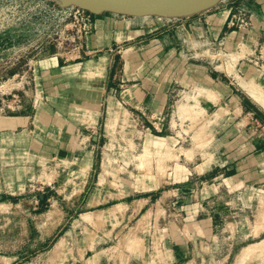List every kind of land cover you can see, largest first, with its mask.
Instances as JSON below:
<instances>
[{"label":"rangeland","instance_id":"374dc122","mask_svg":"<svg viewBox=\"0 0 264 264\" xmlns=\"http://www.w3.org/2000/svg\"><path fill=\"white\" fill-rule=\"evenodd\" d=\"M233 1L22 25L28 58L0 61V120L27 118L0 140V264H264V0ZM96 82L97 122L75 94Z\"/></svg>","mask_w":264,"mask_h":264},{"label":"built area","instance_id":"2783aa9c","mask_svg":"<svg viewBox=\"0 0 264 264\" xmlns=\"http://www.w3.org/2000/svg\"><path fill=\"white\" fill-rule=\"evenodd\" d=\"M36 13L60 22L74 18L84 27L97 17L78 7L61 8L52 0H0V61L28 58L22 54L23 44L15 39L16 32H21L22 25L32 20L31 16Z\"/></svg>","mask_w":264,"mask_h":264},{"label":"water","instance_id":"95a60500","mask_svg":"<svg viewBox=\"0 0 264 264\" xmlns=\"http://www.w3.org/2000/svg\"><path fill=\"white\" fill-rule=\"evenodd\" d=\"M61 8L78 7L96 16L112 13L129 17L185 19L200 15L224 0H52Z\"/></svg>","mask_w":264,"mask_h":264},{"label":"crops","instance_id":"0c3cea01","mask_svg":"<svg viewBox=\"0 0 264 264\" xmlns=\"http://www.w3.org/2000/svg\"><path fill=\"white\" fill-rule=\"evenodd\" d=\"M237 1L238 0L233 1L231 3V7H233L234 6L233 4L237 3ZM248 1H250V0H246V2H248ZM252 1H254V0H252ZM103 15H105V14H103ZM103 15L97 16L95 18V23L99 26L101 24L100 18H102ZM227 15H228V12L221 13L219 15L210 17L206 21L208 23V20H209V22L211 23V26L213 25L212 28L215 29L217 27L220 30H222V27L227 22ZM196 17H198V16H194L192 18H196ZM133 18H135V17H133ZM192 18H185L182 20L188 21ZM92 36H93V34H92ZM116 57H117L116 55H113L110 59H108V61L106 58L101 59V62H100L101 65H98L95 60H90L86 64V71L89 72L90 77H92V76L100 77V73H102L101 66H104L109 62L110 63V76L115 77L116 73H117L116 65H115V58ZM55 63H57L56 60H55ZM92 74H94V75H92ZM208 77H209V80L211 82L216 83V80L214 79V77H210V76H208ZM96 85H97V82L92 83L91 85L86 84L83 86H79L75 91L76 96L79 97L81 99V101L84 103V105L87 106V109H89V111L92 114H94L95 122L98 121V117H99L100 109H101L100 104H99V100H100L99 96L100 95L98 92H96ZM26 120H27V118H20V117L11 118L8 121L2 120V122L0 120V125L3 124L6 127H10L9 132L0 134V140L3 138L7 139V141H9V142H14V140H15V142H16V140L22 142L23 140H25L22 136L15 135V133L11 130H14V128L17 125L24 123ZM19 153H20V151H19ZM20 156L21 155H17L16 158L18 159V158H20ZM87 157H88L89 162L92 163V160H94L93 151L88 152ZM182 169H184V167L177 166L175 169V172L170 173V175L175 174V177L177 179L178 177H180L179 174H177V173L179 171H181ZM19 170H22V168H19ZM31 171H33V170H31ZM234 171L236 172V175L227 176V175H229L228 173H234ZM32 174H33V172H32ZM188 174L190 175V172ZM177 175H178V177H177ZM236 177L237 178L240 177L239 170L237 168H226L223 170V172H220V174L217 177H215L212 181H209V183H207L209 185V187L207 188V191L209 190V191H211L210 192L211 195H215L218 192V186L216 185V183H218L221 180L223 182H231ZM235 180H238V179H235Z\"/></svg>","mask_w":264,"mask_h":264},{"label":"bare ground","instance_id":"6f19581e","mask_svg":"<svg viewBox=\"0 0 264 264\" xmlns=\"http://www.w3.org/2000/svg\"><path fill=\"white\" fill-rule=\"evenodd\" d=\"M115 15V14H114ZM156 19L158 20V21H161V22H164V21H172L173 19H165V18H161V17H156ZM254 94V93H253ZM260 94V93H259ZM255 97V96H254ZM259 97V96H258ZM260 98V97H259ZM259 98H257V99H259ZM262 99H263V97H262ZM260 100H261V98H260ZM259 100V101H260ZM256 101H258V100H256ZM261 103H263V101L261 102ZM261 105H263L264 106V104H261ZM263 219V218H262ZM259 248V247H258ZM57 249V248H56ZM253 250V249H252ZM255 250V249H254ZM56 253V252H55ZM60 258V257H59Z\"/></svg>","mask_w":264,"mask_h":264}]
</instances>
